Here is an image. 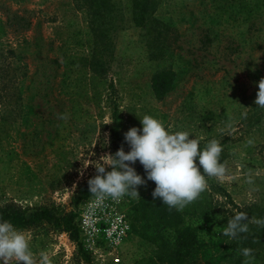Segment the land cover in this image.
Returning <instances> with one entry per match:
<instances>
[{
  "label": "rangeland",
  "instance_id": "1",
  "mask_svg": "<svg viewBox=\"0 0 264 264\" xmlns=\"http://www.w3.org/2000/svg\"><path fill=\"white\" fill-rule=\"evenodd\" d=\"M113 1L123 19L109 36L110 54L104 56V78L112 87L101 91L96 106L91 96L96 85L76 83L78 66H63L59 50L60 40L69 37L70 52H88L87 19L77 1L0 0V137L7 132L0 138V205L13 201L21 207L75 213L79 240L89 258L84 261L66 232L44 222L21 230L30 237L37 260L44 252L50 264H132L152 254V247L129 230L117 248L118 262L103 250L93 251L94 246L104 249L103 244L95 238L90 248L92 239L80 222L87 212L85 203L94 196L74 204L78 189L88 188L89 178L96 175L92 163L121 146L130 151L124 133L133 126L142 129L144 115L162 121L170 131L189 132L190 138L220 141L225 149L222 162L235 179L210 180L234 204L254 203L264 193V108L254 103L258 81L264 78V0H228L222 7L209 0H156L154 16L176 33L158 62L147 58L142 31L130 22V0ZM159 67L173 69L176 81L156 100L149 78ZM78 89L87 95L72 101ZM72 103L89 117L75 121ZM112 106L121 118L118 134L112 131ZM60 111L67 119L58 126ZM140 166L139 161L133 165L146 179ZM249 174L251 185L246 183ZM138 191L143 194L145 185ZM133 199L125 195L114 200L128 225L126 210ZM212 200L218 220L235 212L218 192ZM219 262L228 264L226 258Z\"/></svg>",
  "mask_w": 264,
  "mask_h": 264
},
{
  "label": "trees",
  "instance_id": "2",
  "mask_svg": "<svg viewBox=\"0 0 264 264\" xmlns=\"http://www.w3.org/2000/svg\"><path fill=\"white\" fill-rule=\"evenodd\" d=\"M76 1L87 19L88 36L85 39V46L88 52L86 55L70 52L72 39L69 37L60 40L59 50L63 66L68 69L78 66L79 70L81 69L76 71V83L96 85L91 96L92 103L98 106L101 91L112 87L104 78V56L110 54L109 36L121 27L122 11L113 0ZM209 1L222 7L228 0ZM242 8L243 13H249L246 5ZM155 9L156 0H130V22L142 31L147 58L158 62L166 57L167 49L175 39L176 33H172L169 27L154 16ZM86 67L90 71L88 74H86ZM175 81L176 73L173 69L156 68L149 78L152 96L156 100L162 99L172 90ZM81 95L87 94L84 90L78 89L73 93L72 101ZM70 111L75 121L89 117L88 111L76 103L71 104ZM63 113L60 111V115ZM111 119L112 131L118 134L121 118L118 116L116 106H112ZM58 126H61V119ZM1 137L6 138L7 132H4ZM213 138L206 137L201 140V148ZM222 149L221 161L225 158L223 146ZM196 162L198 164V159ZM140 167L144 169L142 165ZM210 178L206 177L207 190L182 211L174 208L169 210L161 199H154L152 192L156 185L153 181H147L144 193L130 201L126 218L129 221V232L148 243L153 250L150 256L135 260L132 264H220L219 261L222 258H226L228 264H243L245 258L240 251L242 248L253 250L255 254L253 264H264V228L250 225L249 233L242 234L237 240H230L221 234L228 219L237 212H245L249 218L252 216L264 218V193L256 202L238 206L231 201L225 190ZM217 192L227 197L235 211L223 217L222 220H218L213 213L212 195ZM91 195L89 187H80L74 198V204ZM74 219L75 213L59 212L47 206L21 207L13 201L0 205V221H8L19 230H26L44 222L54 229L66 232L68 237L76 242L78 253L88 263L89 258L79 240V231Z\"/></svg>",
  "mask_w": 264,
  "mask_h": 264
},
{
  "label": "clouds",
  "instance_id": "3",
  "mask_svg": "<svg viewBox=\"0 0 264 264\" xmlns=\"http://www.w3.org/2000/svg\"><path fill=\"white\" fill-rule=\"evenodd\" d=\"M254 103L264 108V78L258 81ZM58 118L66 120L67 116L60 115ZM140 121L142 129L133 126L124 133L130 151L126 152L121 146L114 154L102 155L97 163H92L96 175L89 178L88 186L97 204L105 198L118 200L125 195L138 198V187L150 180L156 185L152 192L154 199H161L169 210L182 211L207 190L206 177L221 183L235 179L227 162L221 161L223 149L217 139L207 141L201 148L203 138H190V133L186 131H170L162 121L151 115L140 117ZM252 143L248 141V144ZM137 161L145 169L146 179L133 167ZM246 183H254L251 174L247 175ZM250 225L264 228V218H249L247 213L237 212L228 219L221 234L230 240H237L242 234L249 233ZM240 251L245 258L243 264H253V250L242 248ZM21 262L50 264V258L41 252L37 260L30 249V237L12 223L0 221V264Z\"/></svg>",
  "mask_w": 264,
  "mask_h": 264
},
{
  "label": "built area",
  "instance_id": "4",
  "mask_svg": "<svg viewBox=\"0 0 264 264\" xmlns=\"http://www.w3.org/2000/svg\"><path fill=\"white\" fill-rule=\"evenodd\" d=\"M87 212L81 218V228L86 231L88 238H96L103 244V248L94 249L109 256L113 262H118L117 248L125 238L129 225L124 219L123 214L117 210L114 199L105 198L101 203H96V198L88 200L85 203Z\"/></svg>",
  "mask_w": 264,
  "mask_h": 264
}]
</instances>
